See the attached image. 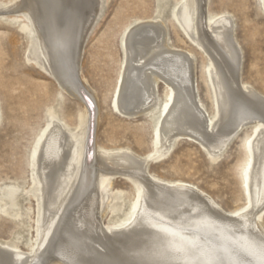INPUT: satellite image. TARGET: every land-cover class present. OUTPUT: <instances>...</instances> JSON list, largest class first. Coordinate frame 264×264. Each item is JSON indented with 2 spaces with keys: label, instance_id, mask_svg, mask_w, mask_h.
I'll return each mask as SVG.
<instances>
[{
  "label": "bare ground",
  "instance_id": "obj_1",
  "mask_svg": "<svg viewBox=\"0 0 264 264\" xmlns=\"http://www.w3.org/2000/svg\"><path fill=\"white\" fill-rule=\"evenodd\" d=\"M11 2L15 5H5L4 13L21 18L19 29L33 34L27 58L84 105L74 127L53 115L36 134L29 154L35 188L5 187L2 212L17 206L25 191L36 198V237L26 243L27 250L17 241L0 240V264H200L209 241L217 264H264V94L241 76V47L230 17L209 12L207 0H180L173 9V20L204 58L201 78L210 110L199 95L195 53L167 36L162 20L167 0H160L154 16L132 21L122 31L123 58L111 107L122 115L148 117L151 149L140 154L128 146L105 147L97 141L92 146L97 100L85 81L86 93H81L79 63L97 0ZM245 129L244 203L236 209H225L194 182L149 169L184 139L217 161ZM117 175L132 184L126 210L124 191L112 188ZM118 210L123 214L115 218ZM107 214L112 217L103 222ZM205 214L219 222L226 240L221 233L189 227ZM177 226L180 237L169 231Z\"/></svg>",
  "mask_w": 264,
  "mask_h": 264
},
{
  "label": "rangeland",
  "instance_id": "obj_2",
  "mask_svg": "<svg viewBox=\"0 0 264 264\" xmlns=\"http://www.w3.org/2000/svg\"><path fill=\"white\" fill-rule=\"evenodd\" d=\"M178 1L167 0L162 20L167 25L170 43L195 53L199 95L210 110L208 88L201 78L200 66L204 58L172 18ZM5 5L11 8L15 2L0 0V205L4 202L3 191L10 184L35 188L32 184L35 164L29 154L36 134L45 126L46 120L56 115L74 127L84 105L77 96L63 91L54 76L27 58L33 34L28 28L25 31L19 29L21 18L9 12L4 13ZM96 5L98 12L84 39L79 63L81 93H86L82 88V81H85L97 100L92 146L97 141L105 147L128 146L140 154H146L151 149L148 117L144 114H119L111 107V101L119 72L117 69L123 58L121 33L132 21L154 16L160 0H97ZM207 6L211 13H222L230 17L235 39L241 47V76L264 94V7L261 1L207 0ZM163 84L161 82L159 87L161 97L164 96ZM246 131L242 130L230 142L226 148L228 151L225 149V155L217 161L199 144L184 139L179 141L164 161L152 162L149 169L161 177L194 182L225 209H236L244 203L240 167L245 159L241 145ZM123 178L117 175L113 179L112 188L124 191L126 210L133 189L132 184ZM26 193L19 196L17 206H7L4 212L0 210V240L17 241L25 250L28 249L26 243L30 245L35 240L37 214L36 198ZM118 211H114L115 218L120 213ZM110 216L107 214L103 222H108Z\"/></svg>",
  "mask_w": 264,
  "mask_h": 264
},
{
  "label": "clouds",
  "instance_id": "obj_3",
  "mask_svg": "<svg viewBox=\"0 0 264 264\" xmlns=\"http://www.w3.org/2000/svg\"><path fill=\"white\" fill-rule=\"evenodd\" d=\"M189 227L197 230L202 233H207L208 235H211L213 233H221L222 239H227L223 236L222 230L220 229L219 222L216 221L212 216L210 215H203L198 219L192 220L189 224ZM174 236L180 237L182 235V227L177 226L173 227L169 230ZM211 241H209V245L205 246V249L201 252V256L203 259L201 260L200 264H217V261L214 256V246H210ZM182 247V246H178ZM194 264V262H192ZM230 264H238L236 261L230 262Z\"/></svg>",
  "mask_w": 264,
  "mask_h": 264
},
{
  "label": "water",
  "instance_id": "obj_4",
  "mask_svg": "<svg viewBox=\"0 0 264 264\" xmlns=\"http://www.w3.org/2000/svg\"><path fill=\"white\" fill-rule=\"evenodd\" d=\"M84 98L87 101V103L91 106V108L93 109V105L91 104L90 100L86 96Z\"/></svg>",
  "mask_w": 264,
  "mask_h": 264
}]
</instances>
